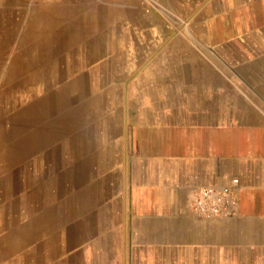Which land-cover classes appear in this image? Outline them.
<instances>
[{
	"label": "crops",
	"instance_id": "0c3cea01",
	"mask_svg": "<svg viewBox=\"0 0 264 264\" xmlns=\"http://www.w3.org/2000/svg\"><path fill=\"white\" fill-rule=\"evenodd\" d=\"M182 1L183 41L137 32L116 63L112 49L99 63L125 68L135 85L121 109L130 130L119 188L108 177L103 192H80L60 170L63 152L36 158L39 169L23 168L27 206L14 221L0 207L4 264H264V0ZM233 177L234 215L190 210L193 188Z\"/></svg>",
	"mask_w": 264,
	"mask_h": 264
},
{
	"label": "rangeland",
	"instance_id": "374dc122",
	"mask_svg": "<svg viewBox=\"0 0 264 264\" xmlns=\"http://www.w3.org/2000/svg\"><path fill=\"white\" fill-rule=\"evenodd\" d=\"M3 5L0 207L6 211L4 219L14 221L12 216L27 206L26 199L29 203L23 168L36 163L39 169L40 156L51 164L63 152L60 170L80 192L93 184L103 192L108 177L119 188L125 166L120 160L129 154L130 130L122 124L121 109L127 105L124 95L135 85L124 81L125 68L98 67L104 50H113L116 63L120 48H131L137 32L143 31L153 43L162 41L159 34L164 38L175 31L183 41V33L191 28V8L182 0H3ZM224 58L231 59L227 53ZM128 102L134 109L135 99ZM75 157H79L76 172L71 167ZM5 230L0 228V236Z\"/></svg>",
	"mask_w": 264,
	"mask_h": 264
},
{
	"label": "built area",
	"instance_id": "2783aa9c",
	"mask_svg": "<svg viewBox=\"0 0 264 264\" xmlns=\"http://www.w3.org/2000/svg\"><path fill=\"white\" fill-rule=\"evenodd\" d=\"M238 184V178L233 177L224 185L195 187L189 194L188 206L193 213L205 219L230 217L237 208Z\"/></svg>",
	"mask_w": 264,
	"mask_h": 264
}]
</instances>
